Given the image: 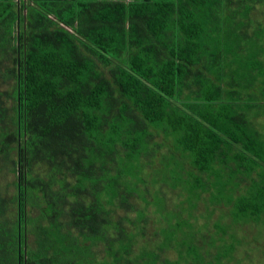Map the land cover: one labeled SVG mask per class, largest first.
Instances as JSON below:
<instances>
[{
	"label": "trees",
	"instance_id": "1",
	"mask_svg": "<svg viewBox=\"0 0 264 264\" xmlns=\"http://www.w3.org/2000/svg\"><path fill=\"white\" fill-rule=\"evenodd\" d=\"M0 185V264H264V0H0Z\"/></svg>",
	"mask_w": 264,
	"mask_h": 264
},
{
	"label": "rangeland",
	"instance_id": "2",
	"mask_svg": "<svg viewBox=\"0 0 264 264\" xmlns=\"http://www.w3.org/2000/svg\"><path fill=\"white\" fill-rule=\"evenodd\" d=\"M100 1H108V0H100ZM168 149H165V151H167ZM157 162H160V161H156V163ZM117 165V164H116ZM126 166V163L125 164H123L122 166ZM157 165V164H156ZM6 185V183L4 184V186ZM0 187H1V185H0ZM249 228H252V227H249ZM246 229V228H245ZM249 229L247 230H243V234L244 235H248L249 234ZM247 233V234H246ZM251 233V235L249 236H247V241H250V239H254V240H252V242H253V244H254V246L252 247V251L254 250V247L256 246L255 245V243H256V239H255V236L254 235H256L257 234V231H255V229L254 228H252V232H250ZM241 234V233H240ZM242 234V235H243ZM246 236H245V238H246ZM259 236V235H258ZM208 238H209V240H213V241H211L212 243L213 242H215V240L213 239V231H210L209 233H208ZM215 238H218V235H216L215 236ZM242 243H244V242H242ZM252 244V243H251ZM241 250H243L244 252L242 253V254H240L241 256H243L244 255V253H245V249L244 248H240ZM247 249V248H246ZM261 251H262V249H261ZM249 254L250 255H252L253 256V254H252V252H249ZM252 260V262H251V264H260L261 263V260L262 259H260L259 258V256L257 255L256 257H255V260H253V259H251ZM250 260V261H251Z\"/></svg>",
	"mask_w": 264,
	"mask_h": 264
}]
</instances>
